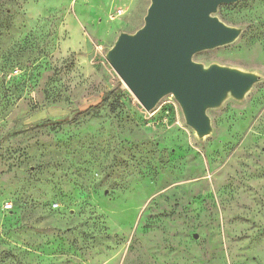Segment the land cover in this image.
<instances>
[{
	"label": "rangeland",
	"instance_id": "1",
	"mask_svg": "<svg viewBox=\"0 0 264 264\" xmlns=\"http://www.w3.org/2000/svg\"><path fill=\"white\" fill-rule=\"evenodd\" d=\"M149 4L0 0V264H264V0L218 5L238 37L192 56L258 77L203 137L106 59Z\"/></svg>",
	"mask_w": 264,
	"mask_h": 264
},
{
	"label": "water",
	"instance_id": "2",
	"mask_svg": "<svg viewBox=\"0 0 264 264\" xmlns=\"http://www.w3.org/2000/svg\"><path fill=\"white\" fill-rule=\"evenodd\" d=\"M238 0H150L143 25L134 33L122 32L106 59L146 110L171 94L185 122L199 137L210 132L206 113L228 93L240 99L258 80L236 68L203 65L194 53L234 41L240 30L222 22L218 5Z\"/></svg>",
	"mask_w": 264,
	"mask_h": 264
},
{
	"label": "trees",
	"instance_id": "3",
	"mask_svg": "<svg viewBox=\"0 0 264 264\" xmlns=\"http://www.w3.org/2000/svg\"><path fill=\"white\" fill-rule=\"evenodd\" d=\"M112 94H113L112 90L105 92L98 102H96L95 104L90 105V106H88L82 110H78V111L74 112L73 116L70 118L65 117V118H61V119H46L44 121L37 123L36 126H42V127L43 126H59V125H65L68 123L75 122L76 120H78L79 118H81L85 115L94 113L95 110L99 109L102 105H104L106 100Z\"/></svg>",
	"mask_w": 264,
	"mask_h": 264
},
{
	"label": "built area",
	"instance_id": "4",
	"mask_svg": "<svg viewBox=\"0 0 264 264\" xmlns=\"http://www.w3.org/2000/svg\"><path fill=\"white\" fill-rule=\"evenodd\" d=\"M11 207H12L11 203H8V202H6V203L3 205V209H4V210H9Z\"/></svg>",
	"mask_w": 264,
	"mask_h": 264
}]
</instances>
